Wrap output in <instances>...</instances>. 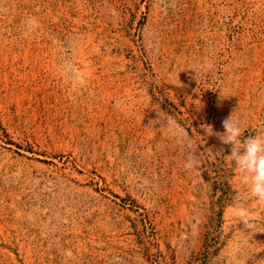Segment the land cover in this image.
Masks as SVG:
<instances>
[{
  "label": "rangeland",
  "instance_id": "rangeland-1",
  "mask_svg": "<svg viewBox=\"0 0 264 264\" xmlns=\"http://www.w3.org/2000/svg\"><path fill=\"white\" fill-rule=\"evenodd\" d=\"M231 113L264 132V0H0V264H264Z\"/></svg>",
  "mask_w": 264,
  "mask_h": 264
},
{
  "label": "clouds",
  "instance_id": "clouds-1",
  "mask_svg": "<svg viewBox=\"0 0 264 264\" xmlns=\"http://www.w3.org/2000/svg\"><path fill=\"white\" fill-rule=\"evenodd\" d=\"M222 126L223 133L214 132L211 125H204V133L215 135L224 145L230 146L231 151L227 156L239 170L241 182L248 187L252 198L264 202V132L245 137L242 122L232 113L223 120ZM238 211L244 226L249 227V213L245 206L241 204Z\"/></svg>",
  "mask_w": 264,
  "mask_h": 264
}]
</instances>
